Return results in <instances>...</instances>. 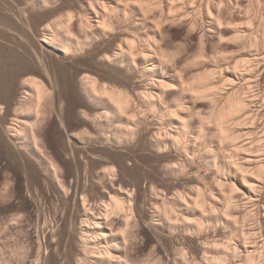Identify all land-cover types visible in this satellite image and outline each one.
Here are the masks:
<instances>
[{
    "label": "bare ground",
    "instance_id": "6f19581e",
    "mask_svg": "<svg viewBox=\"0 0 264 264\" xmlns=\"http://www.w3.org/2000/svg\"><path fill=\"white\" fill-rule=\"evenodd\" d=\"M63 1L21 0L18 18ZM139 3L79 0L50 27L13 32L9 46L5 29L18 26L0 15L1 135L48 175L58 203L25 171L7 174L0 200L31 201L36 215L13 225L36 224L33 264H264V0ZM175 28L182 44L170 40ZM54 59L66 64L61 79ZM34 70L40 77L26 76ZM144 152L156 167H144Z\"/></svg>",
    "mask_w": 264,
    "mask_h": 264
},
{
    "label": "rangeland",
    "instance_id": "374dc122",
    "mask_svg": "<svg viewBox=\"0 0 264 264\" xmlns=\"http://www.w3.org/2000/svg\"><path fill=\"white\" fill-rule=\"evenodd\" d=\"M13 1L15 2V4H13L11 2V5H6V4L0 3V15L3 18L8 19L9 21L15 23L18 26V29H16L14 26H12L10 24L5 29L6 34L2 38V43L3 44L5 43V45H7V46L13 44L12 43L13 42L12 36H14L13 32L17 33V32L29 31V26L35 27L37 29H42L47 24H50L52 21H54L55 19L60 17V15L65 14L68 9L79 7V0H65L61 4L59 3V4H57V6H54L53 8H50V9H42V10L31 9L30 13H28L27 17L23 16V22H22L18 18L19 15L17 13V8H18V5L20 4L21 0H13ZM25 1L26 0H23V5H24ZM261 10H260L261 12L258 11L255 14V15H257L256 17L260 20L264 19V18H262V15L264 13V8H262ZM242 14H244V13H242ZM30 34L33 35L34 32H30ZM170 37H172V38H170V40H172V42L174 41L175 43L173 42V44H175V45L179 44V43L182 44L185 41V33H184L183 29L175 28ZM0 40H1V38H0ZM197 41L198 40H197V36H196L195 40H194L195 45L193 44V46L195 48H196V45L198 46V43H199L198 42L196 44ZM99 42L102 44V47L107 46V42H105V41H99ZM230 42L235 43V41H233V40ZM236 43H238V42H236ZM251 48H252L251 51L257 50V49H255L256 47H254V48L251 47ZM17 51L20 53L19 49H17ZM65 66H66L65 62L59 61L57 59H54V61L52 63L53 73L56 76H58L59 79L63 78L65 75V68H64ZM106 67L112 68L113 66H101V67H98L97 71L99 73H101L102 68H106ZM75 68L76 69L77 68L78 69H85L86 67L76 66ZM9 70L11 72V76L23 77V67L16 68L14 66H9ZM71 72L73 74L75 73L74 71H71ZM26 76L40 77V73L38 71L34 70L33 72H31L30 74H28ZM9 80H10V76L8 77V80H7V78L6 79L4 78V82L6 84L5 85L6 87L8 86V84L10 82ZM62 93H63V96L66 98V100H67V96L70 97V92H62ZM77 101H78V99H75V102H77ZM75 109L77 110L78 106H75ZM3 116H4V113H3ZM12 118H14V117H12ZM72 125L77 131H83L84 130V125L77 119L73 120ZM2 128H3V125L0 122V153L3 155V160L0 161V193L2 191L5 193V191H6L5 189L8 188V186H6L7 183H5L6 176L8 173L16 172L18 174H21V173H23V171H25L26 173H29L31 176H35V178L37 179L39 184L41 186H43V188L47 191V193L49 192L51 194V196L53 197L54 203L53 204L50 203L48 206H50V207L56 206L58 203V200H57L58 197H55L53 195V186H52L51 180L48 177V175H46L44 173V171L38 167V165L35 163V161L32 158H29V160H27V163L23 162V159L20 157V155H18L17 151L15 149H13V147L11 146V143L1 135ZM60 130L61 129L58 127L55 128V133H57ZM62 139H64V137ZM55 149H57V152L61 153V155L63 157H65L64 154L60 151V149H58L56 147V145H55ZM98 150H99V147H98V145H95V144H90L87 148V152H89V153H94ZM139 155L146 160V162L144 163V165H145L144 167L146 169H149L151 166L156 167L158 165L157 159L152 154H150L148 152H144V153H140ZM70 159H71V157H70ZM199 160L200 161H198V165L201 167V170L203 172L206 171L205 173H209V174L213 173V171L215 170L214 166L208 165L204 158H200ZM67 161H69V160H67ZM17 184H18V181H17ZM140 196H141L140 208H141V210H146V205H145V201L147 198L146 194L142 193ZM36 200L39 201V203H41L42 206H44V202L42 201V198L40 196L36 197ZM0 202H2V201L0 200ZM29 203H31V201H29V199H27V200L11 199V200L3 203V205L5 207L9 208L10 211L0 213V244L2 243L0 246V264H23L22 262H20V261H23L22 260L23 253L21 255V251H23V250L19 249V247L23 246L22 245L23 243H24V245L28 246V248H27V246L26 247L24 246L27 249L31 248L30 246L35 247V249L34 248L29 249V252H27V253L25 252L27 255H30V256H28L29 260L27 258V255L24 254V255H26L25 259L27 261V262H25V264H29L28 262H30V264H33V263H31V261H33L34 258H31L32 257L31 254L34 252H37L38 244L36 243L35 239H33L31 236H28L29 235L28 231L30 230V227H36V224L32 220H29V224H26L28 222H26L25 219H27L26 214H28V215L29 214H33V215L35 214L36 215V213L33 212L34 210L31 209L32 207ZM261 209H260V211H262V213L260 212L259 216H261L260 218H263L264 217V207L262 210ZM27 211H29V212H27ZM24 215L26 216V217H24L25 218L24 224L26 226L23 224V226H21L22 227V229H21V227L19 225L18 226L13 225L12 220H14L15 218L17 219L18 217L21 218ZM30 222H32V223H30ZM251 223L255 224V221H253ZM251 223H249V226ZM11 224H12V226H11ZM33 229L31 228V230H33ZM214 230L216 231V228H213V229L211 228L210 229L211 233H214L213 232ZM152 231L153 230L151 229V231H150L151 234H153ZM262 236H264L263 231L260 233V237H259L260 242L264 240V239H262L263 238ZM32 240H33V242H32ZM20 241L22 242V244L20 243ZM34 243H36V244H34ZM175 243L176 242H174V240L170 239L168 241L167 245H165V244L162 245V248L163 249L172 248V246L175 245ZM31 244H33V245H31ZM143 244L144 245L147 244V241H144ZM15 245H16V247L19 245L17 248L20 250L19 251L20 253H17L18 251H17V248L15 247ZM152 246H153V244H151L147 249V254H146L147 257H148V255L150 256V254H152V252L155 251L154 250L155 248H153L154 246L153 247ZM2 248H3V252H2ZM21 249H23V247ZM32 249H34V251ZM30 250L33 252L31 253ZM26 251H28V250H26ZM51 253H52V250H49V252H47L46 256H50ZM16 255L17 256L20 255V256L17 257ZM21 256H22V258L20 260H17Z\"/></svg>",
    "mask_w": 264,
    "mask_h": 264
},
{
    "label": "snow or ice",
    "instance_id": "6c2138e0",
    "mask_svg": "<svg viewBox=\"0 0 264 264\" xmlns=\"http://www.w3.org/2000/svg\"><path fill=\"white\" fill-rule=\"evenodd\" d=\"M115 2L118 3V4H123V3H124V0H115ZM128 4H129V5H136L137 7H140L139 0H128ZM90 6H91V5H90ZM192 7L194 8L195 5L193 4ZM104 11L107 12L108 9H107V8H104ZM169 15H172V13L169 12ZM72 16H73V13H72L71 11H69V12L67 13V17L69 18V20H71ZM53 23H56V21H53ZM46 26H47V27H50L51 25H46ZM221 27H223V25H221ZM249 27H251V25H249ZM192 30H194V29H192ZM201 39H202V37H201ZM129 43L131 44L132 42L129 41ZM108 59H111V58L108 57ZM163 86H164L165 88H172V87H173V85H170V84H169V85H163ZM3 110H4V109H3V106L0 105V112H2ZM133 119H135V117H133ZM177 119H179V117H177ZM105 171H108V170L106 169ZM111 171L114 172L115 169H111ZM237 191H239V189H237ZM129 195H131V193H129ZM198 207H199V205H198ZM6 211H10V209L7 208V207H5V206L3 205V203L0 202V213L6 212ZM201 211H203V209H201ZM17 219H19V217H18ZM12 222L15 223L16 221L13 220ZM125 243H127V241H125ZM108 259H112L111 254H108Z\"/></svg>",
    "mask_w": 264,
    "mask_h": 264
}]
</instances>
